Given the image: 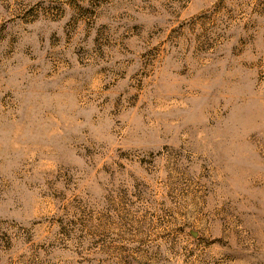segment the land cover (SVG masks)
Here are the masks:
<instances>
[{
    "label": "rangeland",
    "instance_id": "rangeland-1",
    "mask_svg": "<svg viewBox=\"0 0 264 264\" xmlns=\"http://www.w3.org/2000/svg\"><path fill=\"white\" fill-rule=\"evenodd\" d=\"M0 264H264V0H0Z\"/></svg>",
    "mask_w": 264,
    "mask_h": 264
}]
</instances>
